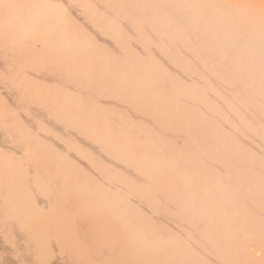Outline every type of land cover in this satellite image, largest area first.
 <instances>
[{
	"label": "bare ground",
	"instance_id": "obj_1",
	"mask_svg": "<svg viewBox=\"0 0 264 264\" xmlns=\"http://www.w3.org/2000/svg\"><path fill=\"white\" fill-rule=\"evenodd\" d=\"M263 184L264 0H0V225L20 249L191 264L193 222L264 215L244 190Z\"/></svg>",
	"mask_w": 264,
	"mask_h": 264
},
{
	"label": "rangeland",
	"instance_id": "obj_2",
	"mask_svg": "<svg viewBox=\"0 0 264 264\" xmlns=\"http://www.w3.org/2000/svg\"><path fill=\"white\" fill-rule=\"evenodd\" d=\"M255 186L244 189L251 194V200L253 201L251 204L246 205L250 211H253L255 205H259V207L263 205V201L259 200L258 197L261 193H264V184L261 187ZM232 222L235 223L233 230L225 234H217L212 230H205L202 220L193 222L191 228L194 232L191 231L189 235L192 253L191 264H237L243 259H247L248 264H264V215L261 213L252 215L251 218L245 220L237 218L232 220ZM170 223L174 224V222ZM16 229L13 226L9 230L8 227L2 228L0 225V233L3 232L0 234V264L5 262V264H30L32 259L36 262L32 264H41V262L42 264H51L52 261L50 262V260L52 258L59 259L57 262L61 264L60 260L62 257L58 256L57 253H54L51 259L42 260L39 254L35 252V249H32V252L23 248L20 249L16 242L21 241V239H17L13 235ZM220 240H222V244L221 242L219 243ZM5 247L9 248V252L5 250ZM33 250L36 253V255L34 254L36 258H33ZM55 254L56 257H53ZM5 257H7L8 261ZM39 258H41V262H39ZM55 259L53 260L54 264L57 263ZM113 264H117V256L115 257L114 255Z\"/></svg>",
	"mask_w": 264,
	"mask_h": 264
}]
</instances>
